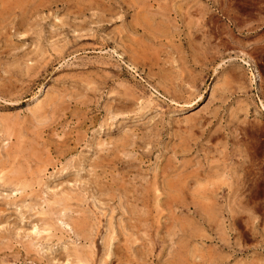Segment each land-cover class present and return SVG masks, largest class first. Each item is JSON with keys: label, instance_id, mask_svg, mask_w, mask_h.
<instances>
[{"label": "rangeland", "instance_id": "obj_1", "mask_svg": "<svg viewBox=\"0 0 264 264\" xmlns=\"http://www.w3.org/2000/svg\"><path fill=\"white\" fill-rule=\"evenodd\" d=\"M260 8L0 0V264H264Z\"/></svg>", "mask_w": 264, "mask_h": 264}, {"label": "bare ground", "instance_id": "obj_2", "mask_svg": "<svg viewBox=\"0 0 264 264\" xmlns=\"http://www.w3.org/2000/svg\"><path fill=\"white\" fill-rule=\"evenodd\" d=\"M12 3H13V2H12ZM13 4H14V3H13ZM21 4H22V3H21ZM36 8H37V7H36ZM52 102H53V101H52ZM52 104H53V103H52ZM149 104H150V103H149ZM34 151H35V150H34ZM34 151H33V152H34ZM36 152H37V151H36ZM30 154H32V151H31ZM34 154H35V152H34ZM36 155H37V154H36ZM113 155H114V154H113ZM34 157H35V156H34ZM32 158H33V157H32ZM177 174H178V173H177ZM189 174H190V173H189ZM189 174H188V175H189ZM191 174H192V173H191ZM19 175H20V174H19ZM178 175H179V174H178ZM188 175H186V176H188ZM175 176H176V175H175ZM175 176H174V177H175ZM179 176H180V175H179ZM192 176H193V174L191 175V177H192ZM209 176H210V175H209ZM18 177L20 178V176H18ZM21 177H22V175H21ZM189 177H190V175H189L188 177H185V178H188V179H189ZM14 178H15V177H14ZM185 178H184V179H185ZM21 179H22V178H21ZM166 179H167V178H166ZM172 179H174V178H172ZM178 179H179V178H178ZM15 180H16V178H15ZM15 180H14V181H15ZM176 180H177V176H176L175 180H172V181H176ZM179 180H180V179H179ZM20 181H21V180H20ZM177 181H178V180H177ZM180 181H182V180H180ZM166 184H167V183L165 182V185H166ZM171 184H172V183H171V181H170V185H171ZM168 185H169V184H168ZM170 185H169V186H170ZM175 185H176V184H175ZM171 187L174 188V186H171ZM166 188H167V187H166ZM172 188H171V189H172ZM175 188H176V187H175ZM175 188H174V189H175ZM181 190H182V189H181ZM143 191L145 192V190H143ZM147 191L149 192V190H147ZM172 191H173V190H172ZM177 191H178V190H177ZM175 192H176V191L174 190L173 193H175ZM178 192H179V191H178ZM178 192H177V195H178ZM135 193H136V192H134V194H135ZM149 193H150V192H149ZM151 193H152V192H151ZM145 194H146V192H145ZM147 194H148V193H147ZM166 194H167V193H166ZM171 195H173V194L171 193ZM175 195H176V193H175ZM177 195H176V197H177ZM179 196L181 197V194H180ZM147 197H148V196H147ZM151 197H152V195H151ZM180 197H179V200H180ZM133 198H134V197H133ZM172 198H173V197H172ZM145 199H146V198H145ZM149 199H150V198H149ZM177 199H178V198H177ZM138 200H139V199H138ZM150 200H151V199H150ZM150 200H149V202H150ZM173 200H176V198L174 197ZM143 201H144V200H143ZM147 201H148V200H147ZM147 201H146V202H147ZM140 202H141V200H140ZM144 203H145V202H142V205H143ZM150 203H151V202H150ZM147 205H148V203H147ZM143 207H144V206H143ZM148 208H149V207H148ZM203 210H205V209H203ZM208 210H209V209H208ZM137 211H138V210H136V212H137ZM131 213H132V212H131ZM207 213H210V212H207ZM132 214H133V213H132ZM138 214H139V213H138ZM136 215H137V214L135 213V217H137V218H140V217H141L140 214H139L140 217H138V215H137V216H136ZM205 215H206V214H205ZM101 216H103V215H101ZM82 217H83V216H82ZM82 217H81V219L84 220L85 215H84V218H82ZM99 217H100V216H99ZM214 217H215V216H214ZM100 218H101V217H100ZM132 218H134V217H132ZM212 218H213V217H212ZM85 219H86V218H85ZM91 219H92V218H91ZM134 219H136V218H134ZM87 220H88V219H87ZM87 220L84 221V222L87 223ZM93 220H94V219H93ZM136 220H137V219H136ZM140 220L142 221L143 218H140ZM140 220L138 219L137 221L141 222ZM144 221H145V219H144ZM79 222L81 223L82 221L80 220ZM96 222H98V221H96ZM142 222H143V221H142ZM183 222H184V221H183ZM185 223H186V222H185ZM185 223H184L183 225H185ZM75 224H76V223H75ZM77 224H78V223H77ZM84 224H85V223H84ZM88 224H91V222H88ZM138 224H139V223L137 222V225H138ZM94 225H95V224H94ZM96 225H97V224H96ZM143 225H144V224H143ZM80 226H81V225H80ZM85 226H86V225H83V228H85ZM88 226H89V225H88ZM92 226H93V225H92ZM92 226H90V228H88V229H91ZM97 227H98V226H96V228H97ZM134 227H135V226H134ZM184 227H185V226H184ZM186 227H187V225H186ZM190 227H191V225H190ZM193 227H194V226H193ZM96 228H93L92 230L96 232ZM94 229H95V230H94ZM97 229H98V228H97ZM179 229H180V227L178 228V230H179ZM84 230H87V229H84ZM186 230L188 231L189 229H184L185 233H186ZM191 230H192V229H191ZM191 230H189L190 233H191ZM82 231H83V230H82ZM97 231H98V230H97ZM91 233H92V232H91ZM93 233H94V232H93ZM179 233H181V232H179ZM185 233H184V234H185ZM87 234H88V233H87ZM197 234H198V233H197ZM82 235H83V234H82ZM85 235H86V234H85ZM90 235H91V234H90ZM90 235H89V236H90ZM111 235H113V234L111 233ZM185 235H187V233H186ZM95 236H96V235H95ZM100 236H101V235H100ZM108 236H109V235H108ZM188 236H189V235H187V237H188ZM192 236H193V235H190V236H189V240H190V238H191ZM195 236H196V235H195ZM198 236H199V235H198ZM83 237H87V236H84V235H83ZM90 237H91V236H90ZM187 237H186V238H187ZM111 238H114V236H112ZM111 238H110V239H111ZM89 239H90V238H89ZM89 239H88V240H89ZM108 239H109V238H108ZM130 239H131V240H130V241H131L130 245L132 244V242L135 243V242H134L135 240H134L133 238H130ZM132 239H133L134 241H133ZM192 239L194 240V239H196V238H192ZM85 240H87V239H85ZM93 240H94V239H93ZM114 240H115V239H114ZM193 240H192V241H193ZM89 241H90V240H89ZM126 241H127V240H126ZM130 241H128V242H130ZM192 241H190V243H191ZM194 241H196V240H194ZM194 241H193V242H194ZM108 242H109V241H108ZM108 242H107V244H108ZM193 242H192V243H193ZM96 243H98V242H95V244H96ZM179 243H180V242H179ZM105 244H106V242H105ZM107 244H106V245H107ZM109 244H110V242H109ZM126 244H127V242H126ZM181 244H182V243H180V245H179L180 248L182 247ZM110 245H111V244H110ZM185 246H186V245H185ZM128 247L131 248V246H128ZM186 247H187V246H186ZM188 247H190V245H188ZM123 248H124V247H123ZM182 248H185V247H182ZM116 249H117V248H116ZM119 249H121V248L119 247ZM190 249H191V247H190ZM112 250H113V249H112ZM117 250H118V249H117ZM117 250H115V251H117ZM125 250L127 251L128 249H125ZM187 250H188L190 253H191V250H192V254H193V252L195 253V251H193V248H192L191 250H189V249H187ZM110 251H111V250H110ZM121 251H122V250H121ZM121 251H120V252H121ZM128 251L130 252V249H129ZM182 251H184V249H183ZM182 251L180 252V250H179L178 253H179V254L182 253L183 256H184V253H183ZM185 251H186V250H185ZM75 252H77V251H75ZM94 252H95V251H94ZM186 252H187V251H186ZM186 252H185V253H186ZM79 253H80L81 256L83 255V254H81L82 252H78V254H79ZM95 253H96V252H95ZM115 253H116V252H115ZM131 253H132V252H130V254H131ZM190 253H189V254H190ZM72 254H74V252H73ZM110 254H111V253H110ZM125 254H127V253H125ZM125 254H124V255H125ZM189 254H187V255H189ZM95 255H96V254H95ZM180 255H181V254H180ZM83 256H84V255H83ZM111 256L113 257V255H111ZM115 256H116V255H115ZM183 256H182V257H183ZM190 256H191V254H190ZM193 256H194V254H193ZM74 257H76V256L74 255ZM85 257H86V256H85ZM85 257H84V258H85ZM87 257H88V256H87ZM89 257H90V256H89ZM106 257H108V256H106ZM109 257H110V256H109ZM123 257H124V256H123ZM132 257H133V256H132ZM184 257H186V254H185ZM184 257H183V258H184ZM76 258H77V257H76ZM78 258H79V257H78ZM78 258H77V259H78ZM119 258H120V257H119ZM125 258H126V257H125ZM129 258L131 259V257H129ZM176 258H177V257H176ZM194 258H195V256H194L193 258H190V259H191V260H192V259L194 260ZM85 259H86V258H85ZM105 259H106V258H105ZM105 259H104V260H105ZM113 259H114V258H113ZM178 259H179V258H178ZM187 259H188V257H187ZM190 259H189V261H190ZM195 259H196V258H195ZM74 260H76V259L74 258ZM94 260H95V259H94ZM111 260H112V259H111ZM134 260H135V259H134ZM179 260H180V259H179ZM193 260H192V262H195V261H193ZM87 261H88V260H87ZM128 261H129V260H128ZM180 261H181V260H180ZM82 262H83V260H82ZM82 262L79 261V263H81V264H82ZM84 262H85V261H84ZM97 262H98V261H97ZM106 262H107V261L105 260V263H106ZM111 262H112V261H111ZM121 262H122V261H121ZM178 262H179V261H178ZM89 263H90V262H89ZM131 263H132V261H131ZM172 263H173V262H172ZM175 263H176V262H175ZM179 263H181V262H179ZM184 263H185V262H184V260H183V264H184ZM85 264H86V263H85ZM99 264H100V263H99ZM110 264H111V263H110ZM185 264H186V263H185Z\"/></svg>", "mask_w": 264, "mask_h": 264}, {"label": "crops", "instance_id": "obj_3", "mask_svg": "<svg viewBox=\"0 0 264 264\" xmlns=\"http://www.w3.org/2000/svg\"><path fill=\"white\" fill-rule=\"evenodd\" d=\"M253 16L258 17L259 19H264V8H260V9H257L256 11H254ZM262 23H263V21H262Z\"/></svg>", "mask_w": 264, "mask_h": 264}]
</instances>
